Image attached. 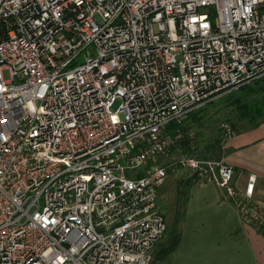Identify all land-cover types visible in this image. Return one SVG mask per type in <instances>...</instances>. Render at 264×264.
<instances>
[{
	"label": "built area",
	"instance_id": "obj_1",
	"mask_svg": "<svg viewBox=\"0 0 264 264\" xmlns=\"http://www.w3.org/2000/svg\"><path fill=\"white\" fill-rule=\"evenodd\" d=\"M263 77L264 0H0V264H153L174 167L264 231L257 175L168 130Z\"/></svg>",
	"mask_w": 264,
	"mask_h": 264
},
{
	"label": "crops",
	"instance_id": "obj_2",
	"mask_svg": "<svg viewBox=\"0 0 264 264\" xmlns=\"http://www.w3.org/2000/svg\"><path fill=\"white\" fill-rule=\"evenodd\" d=\"M217 154L233 165L240 190L246 188L251 173L257 175L253 198L264 207V121L226 135L213 155ZM184 185L187 199L180 210V242L165 257L155 254L157 243L153 264H264V231L242 220L221 187L197 184L187 173Z\"/></svg>",
	"mask_w": 264,
	"mask_h": 264
},
{
	"label": "rangeland",
	"instance_id": "obj_3",
	"mask_svg": "<svg viewBox=\"0 0 264 264\" xmlns=\"http://www.w3.org/2000/svg\"><path fill=\"white\" fill-rule=\"evenodd\" d=\"M5 76L9 77L8 71H5ZM262 94H257V97L261 99ZM222 96V95H221ZM220 98L216 97L215 99ZM200 115H202L201 122H193V118L188 117L184 124L188 126V135L190 136L191 151L183 148L184 151H197L200 154L213 156L217 153L221 142L226 137L225 125H231L233 122L238 125H243L245 122L240 121L237 117V112L232 109L230 105H226L225 102H218L213 105L210 103L204 104L196 109ZM182 125L170 124L168 130L172 133H176ZM232 126V125H231ZM179 150H175V158L179 155ZM185 176L186 172L183 169L174 167L171 171L165 185L162 187L159 207L161 213L164 214L167 224L173 223V220H179L182 218L180 211L182 205H184L185 197ZM165 238V235L162 239Z\"/></svg>",
	"mask_w": 264,
	"mask_h": 264
},
{
	"label": "trees",
	"instance_id": "obj_4",
	"mask_svg": "<svg viewBox=\"0 0 264 264\" xmlns=\"http://www.w3.org/2000/svg\"><path fill=\"white\" fill-rule=\"evenodd\" d=\"M257 94H262L261 99L257 97ZM218 102H225L226 105H230L233 110L237 112V117L240 121H244L243 125H238L237 123L233 122L232 129L233 132L238 130L242 126H255L259 124L261 121H264V77L257 80L252 84H248L245 86L240 87L237 90L230 91L228 93L223 94L220 98L213 99L210 101V104H217ZM188 117L193 118V122H201L202 115L198 113L196 110L191 112ZM185 122V121H184ZM179 128L184 133L183 139L181 141V145L190 149L191 151V138L188 135V126L184 124ZM209 157V156H208ZM211 157H216L217 159H221L220 155H213ZM185 193V199L187 192ZM182 217V216H181ZM179 220H173V223L167 224V230L165 233V238L160 240L157 245V249L155 254L157 253L158 257H165L170 254L180 242V231H179Z\"/></svg>",
	"mask_w": 264,
	"mask_h": 264
}]
</instances>
